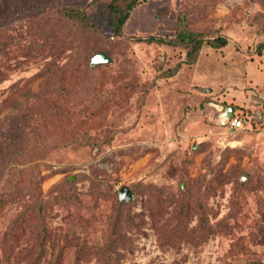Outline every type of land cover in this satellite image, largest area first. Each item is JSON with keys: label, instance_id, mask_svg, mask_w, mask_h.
Wrapping results in <instances>:
<instances>
[{"label": "rangeland", "instance_id": "1", "mask_svg": "<svg viewBox=\"0 0 264 264\" xmlns=\"http://www.w3.org/2000/svg\"><path fill=\"white\" fill-rule=\"evenodd\" d=\"M110 1L0 0V143L33 149L0 162V264H264V0H138L122 36ZM179 18L227 45L136 40Z\"/></svg>", "mask_w": 264, "mask_h": 264}, {"label": "trees", "instance_id": "2", "mask_svg": "<svg viewBox=\"0 0 264 264\" xmlns=\"http://www.w3.org/2000/svg\"><path fill=\"white\" fill-rule=\"evenodd\" d=\"M136 3H138V0H111L110 1L108 5L106 22L111 27V31L114 35L116 36L123 35L122 26L124 25L125 21L128 19L129 12L136 5ZM65 15L71 19H77V20H83V21L87 19V17L82 11L77 10V9H72V8L65 9ZM136 40L144 41L147 43L154 42V43H159V44H167L169 46H181L187 50L186 57L189 61H193L195 59L196 53L200 51V49L204 45H207L214 49H219V48L226 46L228 42L227 39L222 36L206 38V36H204V34L202 33L191 31L186 27L182 19L180 20V18H179L178 26L175 31L174 39L171 40V39H166L162 37L149 36V37H136ZM263 49H264V44L259 46V48L257 49V54H260ZM100 53L110 58L106 54V52L102 51ZM98 66L99 65L91 66L90 61H89V65H88L89 70L92 71ZM47 83H52V85H56L52 78H48ZM82 92H86V91L82 90ZM244 115H247V114H244ZM250 117H252L251 119L253 120V116H250ZM22 127H27L26 123L23 124ZM28 140H31L33 142V146L40 145L42 143V141L40 140L39 133H34L33 138L32 139L29 138ZM32 150L33 149L27 150V149L22 148V141H19V139H17L16 136H12V135L7 136L5 137V140L0 143V162L4 164H9L10 166L8 170L9 171L11 170L12 172L13 170H15V165L18 164V161L26 159V157L29 156V153ZM15 187L16 186H14V188Z\"/></svg>", "mask_w": 264, "mask_h": 264}, {"label": "water", "instance_id": "3", "mask_svg": "<svg viewBox=\"0 0 264 264\" xmlns=\"http://www.w3.org/2000/svg\"><path fill=\"white\" fill-rule=\"evenodd\" d=\"M110 62H111L110 58H108L106 55L101 53L94 55L90 60L91 66L107 64ZM223 118L225 117L223 116ZM226 118L230 119V116H227ZM244 180L245 179L242 178V181ZM131 198H133V192L131 190H129L127 187L120 188V190L118 191V200L120 203L128 202Z\"/></svg>", "mask_w": 264, "mask_h": 264}, {"label": "built area", "instance_id": "4", "mask_svg": "<svg viewBox=\"0 0 264 264\" xmlns=\"http://www.w3.org/2000/svg\"><path fill=\"white\" fill-rule=\"evenodd\" d=\"M251 124V117L247 115L232 116L226 126L233 130H242L248 128Z\"/></svg>", "mask_w": 264, "mask_h": 264}, {"label": "crops", "instance_id": "5", "mask_svg": "<svg viewBox=\"0 0 264 264\" xmlns=\"http://www.w3.org/2000/svg\"><path fill=\"white\" fill-rule=\"evenodd\" d=\"M214 107L216 108V110H217V113H218V118H219V122H220V124L222 125V126H226V122L229 120V118H223V116H221V114L226 110V108H229L230 110H231V112H230V118L232 117V116H239V115H243L244 113L243 112H241V111H236L235 110V108H234V106H231V105H229V106H222L221 104L220 105H214ZM228 127V126H227ZM249 127H251V124H250V126ZM248 127V128H249Z\"/></svg>", "mask_w": 264, "mask_h": 264}]
</instances>
